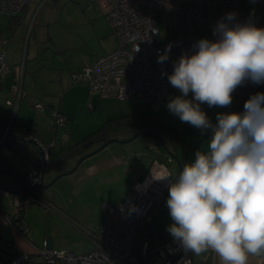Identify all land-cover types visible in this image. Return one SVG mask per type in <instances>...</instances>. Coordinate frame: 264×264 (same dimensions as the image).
I'll list each match as a JSON object with an SVG mask.
<instances>
[{
  "label": "rangeland",
  "instance_id": "1",
  "mask_svg": "<svg viewBox=\"0 0 264 264\" xmlns=\"http://www.w3.org/2000/svg\"><path fill=\"white\" fill-rule=\"evenodd\" d=\"M2 33L10 37H5ZM174 33V28L168 27L161 29L160 37L166 40ZM0 35L7 40L3 48L6 52L5 62L17 72L24 73L20 116L26 113L28 118L36 117L43 119L44 122L48 117L50 127L55 129V121L51 119V108L47 104H52L51 101L61 103L67 111L68 126L58 127L57 137L54 139L56 145L52 146L51 150L55 148L57 151L60 149L64 151L77 139L98 129L107 119H112L107 126L110 130H117L116 134L120 140L128 139L139 131L156 133L157 138L140 134L122 145L127 146L125 154L132 155L140 167L152 163L157 151H165L164 148L171 150L177 157L179 163L174 162L178 168L190 162L197 150H207V140L210 139L211 133L202 135L200 130L182 123L177 116L168 111L166 105L169 100H143L132 103L127 100L105 98L90 92L86 83L72 80L73 72L110 52L116 46L111 25L93 1L31 0L16 16L0 14ZM10 58L14 59L15 65L9 63ZM179 94L172 92L170 98ZM7 98L12 100V94L9 93L7 96V91L2 90L1 107L7 108L5 105ZM27 98L41 101L46 105V110L35 111L27 103ZM54 107L57 108L56 105ZM201 107L213 123L216 122V114L223 112L220 107L209 108L206 104ZM14 114L12 109L8 118L11 120ZM138 114H143L142 116L147 118L140 120L138 116L136 118L126 116ZM151 118L153 121L157 120L158 124L152 125ZM140 124L152 126H148L149 130H141L137 126ZM44 127L42 137L47 140L51 133L48 127L45 125ZM166 165L169 171L173 170L172 164ZM73 174L75 172L61 176L49 186L44 185L52 179L38 185L39 199L45 203L31 202L25 212V219L29 224L28 237L36 241L37 248H43V242L47 238L52 239L54 249H67L77 255L86 254L94 248L91 236L104 220V209L101 206L104 192L100 190L98 191L100 194L86 196L83 202H73L71 191L74 185H77L75 181L81 178L80 173H77L76 177H71ZM91 184L93 183H87L85 187L79 185L78 191L86 194L92 188ZM107 191L105 189V192ZM133 194L134 190L129 198ZM8 204L12 213L10 201ZM86 204L90 206L87 207ZM65 205H68L77 218L64 210ZM61 214H66L67 217ZM163 221L166 222V228L172 223L168 208L162 210L154 220L155 240L161 238L158 230L159 222ZM8 233L10 232L4 231L2 239L9 238Z\"/></svg>",
  "mask_w": 264,
  "mask_h": 264
},
{
  "label": "built area",
  "instance_id": "2",
  "mask_svg": "<svg viewBox=\"0 0 264 264\" xmlns=\"http://www.w3.org/2000/svg\"><path fill=\"white\" fill-rule=\"evenodd\" d=\"M31 0H0V14L15 16ZM99 7L111 25L116 46L110 52L71 74L74 82H84L90 92L105 98L127 100L132 103L143 100H164L173 88L167 75L173 71V63L184 52L192 51V44L202 38L215 39L212 35L217 21L227 13H235L238 21H252L264 27V0H91ZM159 29V35L151 29ZM172 27V37L162 40L161 29ZM7 40L0 36V77L16 74L11 86L12 100L7 104L16 112L23 99V72L18 74L5 62L3 49ZM139 44L140 51L134 52ZM171 45L169 59L158 63V54ZM163 74V75H162ZM264 92V84L246 82L238 87L230 107L223 112H239L250 95ZM191 94V93H190ZM35 110L43 112L46 105L39 100L26 99ZM51 119L55 128L63 127L66 119L62 112L51 106ZM9 125L1 132L0 144L8 133ZM211 134L209 135L210 138ZM37 140V139H36ZM54 140L45 144L37 140V149L43 151L45 160ZM191 162H194L191 161ZM156 174L168 171L157 165ZM155 170V171H156ZM152 172L143 181L134 184V194L117 206H107V215L102 225L93 232L94 248L86 254L77 255L67 249L49 247L47 240L43 248L35 247V254L19 250L15 243L6 241L0 247V264H192L190 252L186 253L170 237L164 242L150 238L141 241L143 231L149 226L160 202L168 191L167 181H154ZM169 172V171H168ZM40 169L31 165L24 183L14 189L3 188L2 193L11 196L13 212L4 216L5 222L18 233L23 212L31 202L43 204L37 199ZM135 205L138 212H130ZM149 235V233H148ZM34 256H37L36 259ZM264 264V256H260Z\"/></svg>",
  "mask_w": 264,
  "mask_h": 264
},
{
  "label": "clouds",
  "instance_id": "3",
  "mask_svg": "<svg viewBox=\"0 0 264 264\" xmlns=\"http://www.w3.org/2000/svg\"><path fill=\"white\" fill-rule=\"evenodd\" d=\"M151 31L159 35L158 28ZM212 35L193 43L167 75L180 93L169 99L168 111L202 135L211 133L207 150H197L178 174L152 172V179L168 182L167 231L186 253L211 250L221 264H248L249 256H264V92L250 95L242 111L218 112L215 123L201 105L227 108L238 87L264 84V27L227 13ZM170 51L171 45L157 62H166Z\"/></svg>",
  "mask_w": 264,
  "mask_h": 264
},
{
  "label": "crops",
  "instance_id": "4",
  "mask_svg": "<svg viewBox=\"0 0 264 264\" xmlns=\"http://www.w3.org/2000/svg\"><path fill=\"white\" fill-rule=\"evenodd\" d=\"M4 34L2 33V35H4L5 37H10L6 33ZM9 63L14 64V59L10 58ZM14 72L17 74L19 73L15 69ZM15 75L12 73L0 78L2 82L0 92L2 90H5L7 91V96H9V93L12 94L11 86ZM23 85H24V73H23ZM6 100H10V99L7 98ZM51 102L52 104L48 103L47 105L49 107L56 105L66 119L65 125L68 126L69 119H68L67 111L64 108V106L61 103L56 104L53 101ZM5 105L7 108L0 106V116L7 118V120H10L8 117L10 116V113L12 111V107L7 106V104ZM20 105L21 104H19L11 120L14 121L15 124L21 126L19 130L22 129L23 127L30 128L32 133L37 138V140L46 144L52 138L53 135V133L51 132L52 128L50 127L49 118L47 117V119L44 122L43 119H39L36 117L28 118L26 113L20 116V108H21ZM2 111L5 113L2 114L1 113ZM44 125L49 128L51 133L50 138L47 140L43 139L42 137L43 134L42 131L45 128ZM143 129L144 128H141V130ZM56 133H55V137H57ZM112 137L119 138V136L116 133L113 134ZM123 144L124 143H120V142H114V144L110 143L102 150L98 151L92 156L85 158L80 163L78 168L74 171L75 174L71 176V177H76V175H78L77 173L81 174V178L79 179V181H75L77 182V185H74L71 191L72 193L71 200L75 203L76 201L83 202L86 199V196L100 194L98 193V191L100 190L104 192L103 193L104 196H102L104 198L101 203V206L104 209L103 219L107 215L106 207L117 206L116 204L118 203L121 204L124 200L129 199V195L134 190L133 188L134 184L143 181L149 174H151L155 166L157 165L165 166L169 171L170 169L167 167L165 163H170L172 164L173 170L169 172L173 174H177L179 171L182 170L183 167L180 166L178 168L177 164L174 162L172 157L163 150L157 151L156 158H154L152 163L148 164L147 166L140 167L138 166V161H136V159L132 157V155L125 154V152H127V150H125L127 149V146H122ZM34 145L35 144L33 143L25 142L23 140H19L15 138H8L3 143L0 144V159L3 160L4 163H6L4 164L5 167H3L2 170H0V247L6 241L12 240L19 250L29 253L32 256L35 254V247L31 244L33 240L28 237V231L26 235H21L12 226L8 225L4 220L5 215L11 214V210L8 204V201H10L11 204V196L2 193V189L3 188L14 189L18 186L23 185L27 169L34 164L36 156L37 155L39 156L40 150L37 149ZM55 145L56 143L54 144V146ZM62 150L63 149H60L58 151L55 150V148L52 150L50 149L49 158L45 160V171L43 175V182L44 181L49 182L53 177L63 172H66L68 169L73 168V166L76 164L78 157H62L61 155L67 150V148L64 151ZM52 151L53 154H51ZM122 151L124 154L122 153ZM162 161L165 163H163ZM39 167L41 168V166ZM87 183L88 184L93 183L91 184L92 188L89 191H87L86 194L79 192L78 191L79 185L82 184V187H85ZM105 189L108 190L107 191L108 193L105 192ZM37 191L40 193L38 187H37ZM167 197H168V191L166 192L163 204L157 208L158 211L157 214L155 215L154 220H156L158 214L162 210L167 208L166 206ZM7 199L8 201H6ZM86 205L87 207L90 206V204H86ZM63 208L68 213L72 214L73 217L75 216L74 213H72V211L68 207V205L67 206L65 205V207ZM61 215L62 216L65 215V217H67L66 214L64 215L61 214ZM75 218L77 217L75 216ZM159 223H160L159 224L160 230H158V234L161 238L157 239L156 241L164 242L166 239H169L172 236L169 234L167 228L165 227L166 222L163 221ZM4 231L5 233L8 231L10 232L8 233L10 235L9 238L4 237L5 239H2ZM46 240L48 242L49 247H52V239L47 238ZM190 255H191L192 264H221L220 257L211 250L202 253L200 255H195L194 253L190 252ZM248 264H261V259L260 257L257 256H249Z\"/></svg>",
  "mask_w": 264,
  "mask_h": 264
},
{
  "label": "trees",
  "instance_id": "5",
  "mask_svg": "<svg viewBox=\"0 0 264 264\" xmlns=\"http://www.w3.org/2000/svg\"><path fill=\"white\" fill-rule=\"evenodd\" d=\"M10 29H13V28H10ZM2 32H4V31H2ZM1 86H2V82L0 80V90H1ZM169 99H170V96L168 98L164 99V100H169ZM148 101H153V100H148ZM137 102H139V101H137ZM134 103H136V102H134ZM142 115L143 114L126 115V116H128L130 118L131 117L136 118V116H138V117H140V120H144V119L147 118V117L144 118ZM144 115H148V114H144ZM109 121H112V119H107L104 123H102L100 125V127L98 129H96L93 132L88 133L87 135H85L82 138L77 139L71 146H69L67 148V150L61 156L62 157H78V158H80L81 156H84L88 152H90V151L96 149L97 147H99L106 140H108L110 138H116V137H112V136H113V134L116 133L117 130L115 131V130H110L109 129V127L107 126L108 123H109ZM133 121H136V120H133ZM137 121H139V120H137ZM151 121H153L152 118H151ZM151 124L155 126L156 124H158V121L157 120H154ZM7 125H9L8 133L6 134V136H5L4 140L2 141V143L6 139H8V138H13V137L10 136V133H14L16 135L24 136L26 138H34V139H37L35 137V135L32 133V131L30 130V128L23 127L22 129L19 130V128L21 126L15 124L14 121H12V120L9 122V120H7V118L1 117V116H0V137H1L2 130ZM152 125H150V124H146V125L140 124V125H137V126H139L138 128H140V129L141 128H144L146 130H149L148 129L149 128L148 126H152ZM51 131L53 133L52 138L46 144H49L51 141H53L55 139V133L58 131V128L51 129ZM15 139H17V138H15ZM34 146L37 148L36 144ZM193 160H195V158L192 159V160H190V162L193 161ZM163 163H165V162H163ZM4 164H6V163H4V161L0 159V170H2L3 167H5ZM165 164H167V163H165ZM33 165L36 166V167H38L40 169V171H41V168L39 167V166H41V160H40V158H39L38 155L36 156L35 162H34ZM36 197H37V199H39L38 191L36 193ZM26 210L23 212V214L21 216V219H22L21 221L24 222V226L18 227V231H19V233L21 235H26L27 231L29 230V224H28V222L25 219V212H26ZM149 228L150 227L147 226L146 229L143 231L142 236H141V241L144 240V239L150 238V236L148 235V233L150 232ZM154 240H155V235H154ZM166 240H168V239H166ZM8 241L14 243L12 240H8Z\"/></svg>",
  "mask_w": 264,
  "mask_h": 264
},
{
  "label": "water",
  "instance_id": "6",
  "mask_svg": "<svg viewBox=\"0 0 264 264\" xmlns=\"http://www.w3.org/2000/svg\"><path fill=\"white\" fill-rule=\"evenodd\" d=\"M3 131V130H2ZM140 134H145V135H149V136H152V137H155L157 138V135L151 133V132H145V131H139L137 132L134 136L128 138V139H125V140H120L118 138H110L108 140H106L103 144H101L99 147H97L96 149L88 152L86 155L84 156H81L80 158L77 159L76 161V164L73 166V168H71L70 170L64 172V173H61V174H58L56 175L54 178H52V180L44 185V186H49L51 185L52 183H54L59 177L63 176V175H66V174H70V173H73L77 168L78 166L80 165V163L87 157L89 156H92L93 154L97 153L98 151L102 150L104 147H106L108 144L110 143H113V142H120V143H127L129 141H131L132 139H134L137 135H140ZM10 136L13 137V138H17L19 140H23L25 142H29V143H33V144H37V140L34 139V138H26L24 136H20V135H16L14 133H10ZM165 152L170 155L172 157V159L176 162V163H179L177 157L174 155V153L169 150L168 148H164ZM39 158L41 160V171H40V176H39V184L40 185H43V175H44V171H45V158H44V153L43 151H39ZM164 199H165V196L163 197L162 201L160 202L159 206H161L164 202ZM157 211L158 209H156L153 217H152V220L149 224V236H150V239H154V232H153V224H154V218H155V215L157 214Z\"/></svg>",
  "mask_w": 264,
  "mask_h": 264
},
{
  "label": "bare ground",
  "instance_id": "7",
  "mask_svg": "<svg viewBox=\"0 0 264 264\" xmlns=\"http://www.w3.org/2000/svg\"><path fill=\"white\" fill-rule=\"evenodd\" d=\"M155 170H156V169H155ZM155 170L153 171V173L158 172V169H157L156 171H155Z\"/></svg>",
  "mask_w": 264,
  "mask_h": 264
}]
</instances>
